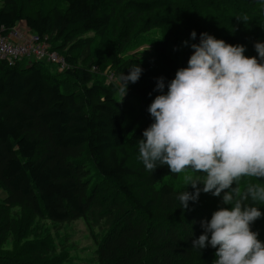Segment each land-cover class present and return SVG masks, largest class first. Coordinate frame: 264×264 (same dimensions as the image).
I'll return each mask as SVG.
<instances>
[{"label": "trees", "instance_id": "obj_1", "mask_svg": "<svg viewBox=\"0 0 264 264\" xmlns=\"http://www.w3.org/2000/svg\"><path fill=\"white\" fill-rule=\"evenodd\" d=\"M21 21L67 67L0 61V264H69L70 237L57 243L49 225L78 219L97 245V264H214L216 249L192 243L204 221L231 205L223 193L201 191L183 209L177 196L195 189L167 165L147 171L139 140L154 122L158 78L166 93L202 33L258 57L264 0H0V30ZM137 65L141 77L123 98L120 77ZM240 183L243 190L264 179ZM245 203L262 213L252 230L264 242V203Z\"/></svg>", "mask_w": 264, "mask_h": 264}, {"label": "clouds", "instance_id": "obj_2", "mask_svg": "<svg viewBox=\"0 0 264 264\" xmlns=\"http://www.w3.org/2000/svg\"><path fill=\"white\" fill-rule=\"evenodd\" d=\"M196 35L193 30L191 38ZM191 47L187 67L177 70L166 93L164 78H158L161 94L148 108L154 122L139 140L140 158L149 172L167 165L171 173L184 174L186 189L195 191L179 193L183 209L201 191L223 193L222 203L231 205L202 223L205 231L193 240L194 249H216L214 264H264V242L252 230L262 213L245 203H264V185L248 183L242 190L240 183L245 177L264 179V43L255 44L259 58L207 32ZM142 71L137 65L121 75L123 98Z\"/></svg>", "mask_w": 264, "mask_h": 264}, {"label": "built area", "instance_id": "obj_3", "mask_svg": "<svg viewBox=\"0 0 264 264\" xmlns=\"http://www.w3.org/2000/svg\"><path fill=\"white\" fill-rule=\"evenodd\" d=\"M21 58L54 63L59 66L60 70L67 67L66 60L56 51L51 50L48 42L31 31L24 21L8 31L0 30V61L13 64Z\"/></svg>", "mask_w": 264, "mask_h": 264}, {"label": "rangeland", "instance_id": "obj_4", "mask_svg": "<svg viewBox=\"0 0 264 264\" xmlns=\"http://www.w3.org/2000/svg\"><path fill=\"white\" fill-rule=\"evenodd\" d=\"M143 50H149L148 47H144ZM143 51L139 52L142 55ZM111 79L106 82L109 83ZM7 197V192L0 187V200ZM53 234L56 235V242H64V236L70 237V243L72 244V256L73 260L69 264H97L94 261V253L97 245L94 240L90 238L89 229L84 219H78L71 223H64L59 229H55L52 225H49Z\"/></svg>", "mask_w": 264, "mask_h": 264}]
</instances>
